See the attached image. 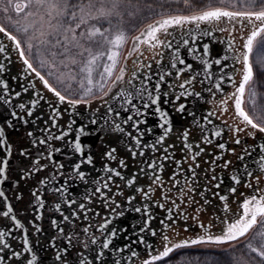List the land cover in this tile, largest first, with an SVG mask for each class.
I'll list each match as a JSON object with an SVG mask.
<instances>
[{"label":"snow or ice","instance_id":"snow-or-ice-1","mask_svg":"<svg viewBox=\"0 0 264 264\" xmlns=\"http://www.w3.org/2000/svg\"><path fill=\"white\" fill-rule=\"evenodd\" d=\"M254 65L264 0H0V264H264Z\"/></svg>","mask_w":264,"mask_h":264},{"label":"trees","instance_id":"trees-1","mask_svg":"<svg viewBox=\"0 0 264 264\" xmlns=\"http://www.w3.org/2000/svg\"><path fill=\"white\" fill-rule=\"evenodd\" d=\"M254 71L257 73L255 78V86L257 87V91L264 95V76L260 74V66H255ZM199 255L200 251L198 250H182L173 254V257L176 261H187Z\"/></svg>","mask_w":264,"mask_h":264},{"label":"flooded vegetation","instance_id":"flooded-vegetation-1","mask_svg":"<svg viewBox=\"0 0 264 264\" xmlns=\"http://www.w3.org/2000/svg\"><path fill=\"white\" fill-rule=\"evenodd\" d=\"M218 36H221V38H226L227 37V34H217ZM237 45L239 46V41H237ZM218 47H223V45H217ZM237 79H239V77H237ZM261 185L262 186H264V180H262L261 181ZM184 235V236H183ZM188 237V236H195V233L194 232H192V231H190L189 233H182V234H180L178 237H177V240H182V239H184V238H186V237Z\"/></svg>","mask_w":264,"mask_h":264},{"label":"rangeland","instance_id":"rangeland-1","mask_svg":"<svg viewBox=\"0 0 264 264\" xmlns=\"http://www.w3.org/2000/svg\"><path fill=\"white\" fill-rule=\"evenodd\" d=\"M255 66H259V65H254V68H255ZM180 234H182V233H180ZM184 236V235H183ZM186 237V236H185ZM182 250H196V249H180V250H177L175 253H177V252H179V251H182ZM175 253H173V254H175Z\"/></svg>","mask_w":264,"mask_h":264},{"label":"water","instance_id":"water-1","mask_svg":"<svg viewBox=\"0 0 264 264\" xmlns=\"http://www.w3.org/2000/svg\"><path fill=\"white\" fill-rule=\"evenodd\" d=\"M218 47V46H217ZM222 48V47H221Z\"/></svg>","mask_w":264,"mask_h":264}]
</instances>
